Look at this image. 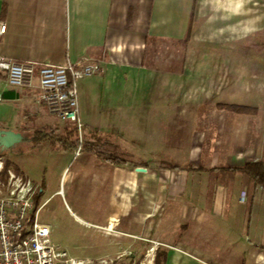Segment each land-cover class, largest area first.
I'll return each instance as SVG.
<instances>
[{"label": "rangeland", "instance_id": "1", "mask_svg": "<svg viewBox=\"0 0 264 264\" xmlns=\"http://www.w3.org/2000/svg\"><path fill=\"white\" fill-rule=\"evenodd\" d=\"M214 2L218 6L220 0ZM243 22L244 42L233 48L226 45L230 39H224L219 31H211L209 35L198 29L189 48V69L181 68L174 78L179 93L146 94L139 107L143 106L145 111L142 114L147 115L137 120V124L94 127V133L88 132L87 126L83 128L84 134H96L94 139H107L120 145L131 155L128 159L131 162H148L147 167H120L96 155L94 161V156L86 151L79 154L78 151H52L51 145L42 146L37 142L0 145V157L5 165L9 162V167L32 179L39 188L44 183L38 204L42 206L40 221L50 227L52 239L62 244L71 255L97 258L132 253L130 260L138 261L152 243H157L161 247L157 255L160 264H176L177 261H173L175 255L181 257L177 264H264V248L167 249L168 245L163 243L172 241L171 236L178 239L191 224H184L185 217L180 216L179 206L175 207L173 216L163 213V204L169 207L166 200L169 195L162 183L161 170L167 168H159V164L168 162L180 168L226 166L248 158L247 152L252 154L256 144L255 141L253 145L249 142L253 138L250 132L248 135L239 134L249 125L236 124L233 118L237 113L217 108L218 104L264 106V0H244ZM186 48L180 47L181 55L186 53ZM159 49V54L163 53L164 57L172 50L166 45ZM235 64H238V70ZM148 73L149 88L158 87L170 79L163 72ZM236 73L241 74V87L222 86L225 80L234 83ZM225 74L229 76L225 78ZM162 100L179 104V117L174 125H169L161 115L165 111H161V104L157 102ZM127 108L126 104L122 107L124 113L128 112ZM57 123L65 124L62 121ZM237 125L238 130L235 129ZM99 129L110 133L102 135ZM260 129L264 149V125ZM241 139L248 144L237 146ZM214 147H221L223 154L214 153ZM245 148L247 151L243 152ZM260 156L264 162V150ZM198 173L197 180L204 182L206 177ZM215 176L234 187L232 177L235 175ZM259 192L263 198L255 208L254 219L258 217L263 221L261 227L264 229V188L260 186ZM241 197V201H246L244 193ZM237 198L232 189L230 203H236ZM232 205L229 206L230 213ZM241 208L244 213L239 216L247 219L246 225L253 214L247 206ZM75 215L85 225L79 223ZM164 219L168 220L162 223ZM157 221H160L159 226Z\"/></svg>", "mask_w": 264, "mask_h": 264}, {"label": "crops", "instance_id": "2", "mask_svg": "<svg viewBox=\"0 0 264 264\" xmlns=\"http://www.w3.org/2000/svg\"><path fill=\"white\" fill-rule=\"evenodd\" d=\"M243 12L244 0H220L218 6L214 0H0V24H6L5 33L0 34V55L20 62L54 65H63L69 60L76 62L84 57L105 60L107 67L103 74L89 77L80 84V118L88 132L94 133V127L137 124V120L147 115L142 114L145 108L139 105L148 93H179L174 78L181 68L189 69V48L198 29L209 35L211 31H219L224 39H230L226 44L228 47L242 45ZM190 25L191 36L187 39ZM163 45L172 49L165 57L163 53L159 54V47ZM180 47H187L185 54H180ZM149 71L163 72L170 79L158 87L149 88ZM228 76L225 74V78ZM235 78L234 83L225 80L222 86L241 87V74L236 73ZM38 96L37 86L10 87L6 74L0 71V130L24 135L25 132L28 134L57 125L59 120L38 102ZM157 103L161 104V111H165L161 114L164 120L174 125L179 117V104L163 100ZM125 104L129 109L127 113L122 110ZM252 108L257 114H235L233 118L238 125H249L239 134L248 135L250 132L252 135L249 142L252 145L256 142L252 154L247 152L248 158L226 166L261 160L260 152L264 149L260 127L264 125V106ZM88 132V138L92 139L94 134ZM107 133L109 130L101 132L102 135ZM243 139L236 145L248 144ZM212 150L223 154L221 147ZM91 154L95 161V154ZM216 167L220 166L204 167L207 171L193 166L161 170L162 183L169 195L166 198L169 207L163 204V213L173 216L175 207L179 206L180 216L185 217L184 224H191L178 239L169 236L172 241L163 242L168 245L167 249L264 248L263 221L258 217L254 219L255 208L263 198L260 186L249 176L212 170ZM197 171L206 177L204 182L197 180ZM214 174L235 175L232 177L234 187L231 188L220 176L213 177ZM232 189L238 197L233 205L230 203ZM243 193L246 201H241ZM243 205L253 214L246 225L247 219L239 216L244 213ZM180 259L179 255L173 256L176 264Z\"/></svg>", "mask_w": 264, "mask_h": 264}, {"label": "built area", "instance_id": "3", "mask_svg": "<svg viewBox=\"0 0 264 264\" xmlns=\"http://www.w3.org/2000/svg\"><path fill=\"white\" fill-rule=\"evenodd\" d=\"M5 31L6 24L1 23L0 34ZM106 67L105 60L88 57L54 65L20 62L0 55V71L6 74L7 84L12 88L37 86L38 102L59 121L75 125L81 139L84 125L80 118L79 81L103 74ZM39 191L32 179L6 167L0 157V264H157L160 245L158 249H146L138 261L130 260L132 253L97 258L71 255L52 239L50 227L40 221L42 206H36L35 201Z\"/></svg>", "mask_w": 264, "mask_h": 264}, {"label": "trees", "instance_id": "4", "mask_svg": "<svg viewBox=\"0 0 264 264\" xmlns=\"http://www.w3.org/2000/svg\"><path fill=\"white\" fill-rule=\"evenodd\" d=\"M188 38L191 36V25L188 30ZM217 108L220 110H227L237 114L244 115H255L257 114V110L248 107L241 106L235 104H218ZM90 137V136H89ZM96 134L92 137V139L88 138V134H84L82 131V139L80 138L79 131L77 127L70 123L60 124L53 127L45 128L44 130H37L28 134L23 135V141H27L28 143H40L42 146L45 144L51 145L52 151L59 150L65 153H73L80 149V151H86L88 153H93L99 158L105 160L106 162L113 163L117 166H130L133 168L147 167L149 165L148 162H131L128 160L131 155L128 151L122 148L120 145L111 142L110 140H102L99 138H95ZM6 167H9V162L6 164ZM159 168H167V169H180L179 166L161 162L159 164ZM201 171H207L204 167H200ZM212 170H220L224 172L234 173V174H242L249 176L253 182L264 188V162L262 160L257 162H246L242 165H228L222 167H216ZM41 191L38 192L35 200L36 206H38L40 201V196L42 195V190H44L41 186ZM164 255V253H161ZM157 264H160L157 261Z\"/></svg>", "mask_w": 264, "mask_h": 264}, {"label": "water", "instance_id": "5", "mask_svg": "<svg viewBox=\"0 0 264 264\" xmlns=\"http://www.w3.org/2000/svg\"><path fill=\"white\" fill-rule=\"evenodd\" d=\"M23 135L14 131L0 130V145L10 146L14 142H22Z\"/></svg>", "mask_w": 264, "mask_h": 264}, {"label": "bare ground", "instance_id": "6", "mask_svg": "<svg viewBox=\"0 0 264 264\" xmlns=\"http://www.w3.org/2000/svg\"><path fill=\"white\" fill-rule=\"evenodd\" d=\"M75 217V219L79 222V223H81V224H84L85 225V222L80 218V217H78V216H74ZM158 244L157 243H153V246L150 248V249H158V246H157ZM153 253V252H152ZM153 255H154V253H153Z\"/></svg>", "mask_w": 264, "mask_h": 264}]
</instances>
